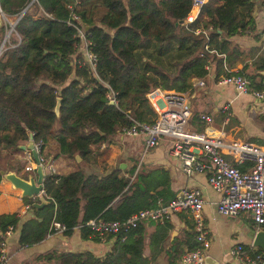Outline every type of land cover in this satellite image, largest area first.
<instances>
[{
	"label": "trees",
	"instance_id": "obj_1",
	"mask_svg": "<svg viewBox=\"0 0 264 264\" xmlns=\"http://www.w3.org/2000/svg\"><path fill=\"white\" fill-rule=\"evenodd\" d=\"M30 1L0 0L7 21H15L0 49V170L25 179L35 176L34 169L19 172L25 159L18 145L29 141V132L31 140L39 144L40 157H47L53 149V158L63 155L73 165L65 172L45 170V202L32 207L37 196H23L31 214L21 218L15 211L0 213V231L9 225L18 227L17 243L27 246L52 232L50 222L57 221L66 235L76 227L80 238L98 240L84 224L87 219H124L141 208L168 200L175 192L168 171L161 165L140 162L136 170L135 165L130 167L127 175L119 168L96 175L84 172L82 161L94 154H106L114 134L133 120H152L155 112L146 97L150 89L186 91L193 77H205L210 71L215 80L220 71L238 73L259 88L264 50L239 70H223V60L228 65L230 53L235 58L242 50L231 36L252 27L253 7L259 0H217L203 16L187 24L186 0ZM37 8L46 15L38 14ZM71 12L79 16L93 44L94 73L85 62H74L77 36L66 23ZM7 28L8 22L1 21L0 41ZM211 50L224 56L217 57ZM247 66L255 71L247 70ZM103 83L113 90L116 103L108 102ZM255 119L264 122V109ZM257 143L263 144L259 140ZM2 176L0 173V180ZM147 222L153 226L147 240L145 222L139 220L127 230L106 234L105 238L113 236V241L101 256L90 251L61 250L55 262L136 264L148 246L152 264H159L152 250L157 243L163 246L170 224L168 219ZM184 222L188 228L169 240L167 264H176L184 249L199 246L185 213ZM240 246L242 252L264 255L259 247L252 250L247 243ZM52 253L41 256L48 258Z\"/></svg>",
	"mask_w": 264,
	"mask_h": 264
},
{
	"label": "built area",
	"instance_id": "obj_2",
	"mask_svg": "<svg viewBox=\"0 0 264 264\" xmlns=\"http://www.w3.org/2000/svg\"><path fill=\"white\" fill-rule=\"evenodd\" d=\"M35 1L31 0L30 3ZM214 2L215 0H186L185 23L187 24L203 16L207 8ZM0 13L4 16L1 10ZM37 13L46 15L38 8ZM7 22L8 28L4 34L5 38L10 32L8 30H13L15 21ZM66 23L75 30L77 36V41L74 44L76 52L74 62L78 65L85 62L94 73L96 59L92 51L93 44L85 33L86 27L74 12L70 13ZM195 82L199 85L203 83L201 78H196ZM217 82L231 85L236 93H250L257 99H264V73L259 79V88L251 86L248 80L238 73L220 74ZM103 84L107 88L105 95L108 102L116 103L113 90L107 84ZM146 97L155 112L152 120L150 122L133 120L129 127H123L119 130L122 134L132 136L141 134V156L157 143L160 136L167 137L169 139L168 151L178 160L182 174L185 176L192 173L206 174L207 184L218 194L215 201V208L218 213L229 216L244 213L250 216L255 224L263 225L264 146L238 137H226L222 132L217 135H209L204 131L188 129L187 123L191 109L183 91L153 88L146 93ZM227 108L228 102L220 106V109L225 113ZM198 116L205 122L211 120V116L207 113H200ZM223 118L226 121L228 115L225 114ZM29 134L32 133L29 132ZM31 142L37 151L39 144L32 140ZM22 157L26 160L23 166L24 170H33L34 162L31 151L27 148L23 149ZM38 157L43 172L53 170L49 165L48 158H42L39 155ZM139 163L140 159L135 165V170ZM240 163H246L247 166L240 169L237 165ZM131 177L132 175L129 176V178ZM42 192L41 188L40 193L42 194ZM202 204L203 197L200 189L196 186H186L179 189L168 200L159 201L153 207L141 208L124 219H103L96 216L87 219L84 224L94 234L104 238L106 234H115L135 226L139 220L163 221L171 218L177 212L184 211L191 220L194 231L193 236L199 246L194 249H184L179 261L202 264L206 254L205 250L210 245L208 231L201 212ZM25 207H28V205ZM50 226L53 231L48 234L57 231L62 232L64 229V226L57 221H51ZM12 231L13 227L10 225L0 231V264L6 262L5 240ZM249 246L252 250L256 248L251 244ZM228 254L238 264H264L263 253L250 254L242 252L240 243L233 244L229 248ZM138 264H152V259L140 257Z\"/></svg>",
	"mask_w": 264,
	"mask_h": 264
},
{
	"label": "crops",
	"instance_id": "obj_3",
	"mask_svg": "<svg viewBox=\"0 0 264 264\" xmlns=\"http://www.w3.org/2000/svg\"><path fill=\"white\" fill-rule=\"evenodd\" d=\"M252 15V27L245 32L235 31L231 36L242 50L235 58L230 53L228 65L223 60V70L225 68L228 71L239 70L244 62L252 61L260 51L264 50V33L262 32L264 30V3L260 0L255 2ZM1 21L7 22V18L0 13ZM256 34H259V38L254 37ZM215 55L223 57L224 53L219 52L215 53ZM210 69H212L211 66ZM247 70L255 71L251 66H247ZM222 73L223 71H220L219 75ZM196 78L202 79V85L195 82ZM191 81V88L183 91L191 109L187 123L188 129H201L200 131H204L209 135H217L222 132L226 137H238L246 140H249L247 138H254L255 141L253 142L257 143V140H259L263 142L260 145L264 146V122H259L257 119L253 120L252 117H255L258 112L264 109V99H257L250 93H236L231 85L218 83L211 71L205 77H193ZM225 102H228L226 113L220 109V106ZM200 113L209 114L211 120L205 122L200 119L198 116ZM223 113L228 115L226 121L223 118ZM141 145V134L132 136L118 131L108 144V152L106 154H94L89 160L82 161L83 171L101 175L111 169L119 168L121 170L120 173L127 175V170L138 162ZM168 148L169 139L165 136H160L157 143L145 152L140 162L147 165L163 166L168 171L170 187L175 193L186 186H196L200 189L203 197L201 212L210 240V245L206 248L205 255L217 260L218 264H223L224 262L238 264L228 254L229 248L235 243H247L250 245L254 232L258 228H264V226L255 224V222L251 221L250 216L244 213H239L235 216L218 213L215 208L218 194L207 184L206 174L192 173L189 176L182 174L178 160L169 153ZM57 157H59L58 161L61 162V167H59L60 170L58 171L65 172L72 167L73 163L71 160L67 161L63 155ZM75 160H79V157L75 156ZM237 165L247 166L246 163ZM23 170L24 167L19 172L21 173ZM15 174L19 176V174ZM22 197L20 189L14 187L2 176L0 180V213L15 211L21 218L28 216L29 210L30 212L32 210L25 207L27 204L23 202ZM184 213V211L177 212L168 219L170 227L167 229V237L162 240L163 246L157 243V247L152 250V256L155 257L159 264H167L165 250L168 248L169 240L183 229L188 228V224L184 222ZM185 215L187 216L186 213ZM144 222L147 240L148 235L153 232V226L147 221ZM17 232L18 227L13 229L5 240L7 256L5 264H56L55 257L61 250L73 252L90 251L97 256H101L110 248L113 241V236L108 239L97 236L98 240L91 237L82 239L79 236L78 229L75 227L69 235L57 231L47 234L35 244L21 246L17 243ZM47 251H53V253L49 254L48 258L41 256ZM140 257L152 259L148 246H145ZM140 257L137 260V264ZM176 264L190 263H182L178 260Z\"/></svg>",
	"mask_w": 264,
	"mask_h": 264
},
{
	"label": "water",
	"instance_id": "obj_4",
	"mask_svg": "<svg viewBox=\"0 0 264 264\" xmlns=\"http://www.w3.org/2000/svg\"><path fill=\"white\" fill-rule=\"evenodd\" d=\"M11 30H8V32ZM4 36L2 41L4 40ZM0 42V45L2 43ZM56 110V107H55ZM29 141L25 144H19L18 147L20 149H29L32 154V159L34 162V172L35 176H28V178H22L18 175H16L14 172L9 171L6 173H3L2 170H0V173L3 174V176L16 188H19L21 191L22 196L27 197H36L38 198V201H33L31 206L32 207H39L41 204L45 202V199L43 195L40 193V190L42 188V177H43V169L42 165L39 162V157L37 151L33 147V143L31 142L32 134L28 135ZM29 213L31 214L30 210ZM251 245L255 247H259L262 250H264V228H258L252 237ZM202 264H218L217 260L213 259L212 257L205 255L203 259Z\"/></svg>",
	"mask_w": 264,
	"mask_h": 264
},
{
	"label": "rangeland",
	"instance_id": "obj_5",
	"mask_svg": "<svg viewBox=\"0 0 264 264\" xmlns=\"http://www.w3.org/2000/svg\"><path fill=\"white\" fill-rule=\"evenodd\" d=\"M253 117V120H256L255 119V117L254 116H252ZM53 152H54V150L52 149L51 150V153H48L47 154V157H45V158H48V160H49V165H50V167L53 169V170H60L59 169V167H61V162H59L58 160H59V157H56L55 159H53V157H52V154H53ZM142 160V156H141V154H139V158H138V160ZM262 226H264V224L262 225Z\"/></svg>",
	"mask_w": 264,
	"mask_h": 264
}]
</instances>
